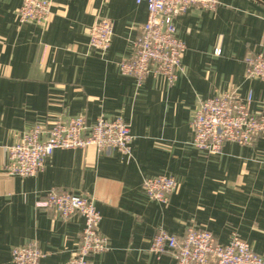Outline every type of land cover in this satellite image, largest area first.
Segmentation results:
<instances>
[{
  "label": "crops",
  "instance_id": "0c3cea01",
  "mask_svg": "<svg viewBox=\"0 0 264 264\" xmlns=\"http://www.w3.org/2000/svg\"><path fill=\"white\" fill-rule=\"evenodd\" d=\"M21 1L0 0V264H13L12 249L31 243L44 256L39 264H66L77 249L83 219L37 207L50 191L93 200L107 249L92 264H174L169 254L149 252L152 237L164 230L182 239L190 225L222 245L236 234L264 257V137L251 146L225 143L215 155L191 145L200 102L226 91L251 94L250 111L264 118V82L245 77L247 55L264 56V0H217L214 12L178 16L185 51L172 85L152 75L138 85L120 73L146 21L145 4L49 0V21L35 25L19 23ZM99 19L113 25L104 54L88 44ZM76 115L88 126L98 118L129 123L131 157L55 150L37 175H6V149L23 132ZM159 175L177 182L167 205L142 189L143 179Z\"/></svg>",
  "mask_w": 264,
  "mask_h": 264
},
{
  "label": "built area",
  "instance_id": "2783aa9c",
  "mask_svg": "<svg viewBox=\"0 0 264 264\" xmlns=\"http://www.w3.org/2000/svg\"><path fill=\"white\" fill-rule=\"evenodd\" d=\"M134 1L137 5H146L147 17L134 42L131 57L119 64L120 73L133 77L138 85L150 75L161 76L172 85L185 51L184 43L176 36L175 19L192 8L214 12L219 2ZM50 9L49 0H22L18 21L45 25L50 19ZM87 35L89 46L104 54L110 47L113 25L107 19H99L88 29ZM245 66L246 79L264 82L263 55H247ZM251 102V94L241 97L235 91L201 101L191 120L192 147L200 153L215 155L225 143L251 146L264 137V118L250 111ZM131 143L130 125L120 118L112 121L98 118L91 126L86 124L83 115L58 118L49 127L37 125L23 132L18 141L6 149L3 171L9 177L35 176L55 150L95 147L98 151H118L129 159ZM142 189L149 199L167 205L169 196L177 189V182L173 177L159 175L143 179ZM37 207L54 211L61 220L76 215L83 219L77 249L66 264H92L94 255L106 251L107 240L99 232L101 217L91 198L50 191ZM149 252L158 258L169 254L174 264H264V257L254 253L238 235L233 234L229 243L222 245L210 232L191 225L186 227L182 239L164 230L158 231L152 237ZM11 257L13 264H39L44 256L36 244L31 243L14 247Z\"/></svg>",
  "mask_w": 264,
  "mask_h": 264
}]
</instances>
